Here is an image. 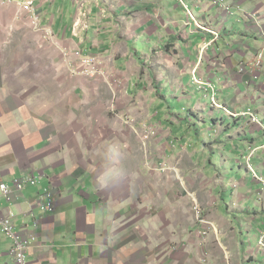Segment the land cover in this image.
<instances>
[{
    "label": "crops",
    "instance_id": "1",
    "mask_svg": "<svg viewBox=\"0 0 264 264\" xmlns=\"http://www.w3.org/2000/svg\"><path fill=\"white\" fill-rule=\"evenodd\" d=\"M227 2L230 13L214 0H38L61 53L45 62L51 87L0 95V186L43 178L12 204L0 199V218L33 240L29 264H136L130 187L95 184L107 164L100 144L130 139L125 111L152 119L169 134L170 158L187 157L213 181L205 211L230 229L220 239L230 235L233 249L224 261L209 248V264H264V69L251 70L264 52V0ZM78 48L128 90L104 92L107 84L74 73L64 51ZM45 191L55 196L52 213L38 207ZM10 249L0 229V264H13Z\"/></svg>",
    "mask_w": 264,
    "mask_h": 264
},
{
    "label": "rangeland",
    "instance_id": "2",
    "mask_svg": "<svg viewBox=\"0 0 264 264\" xmlns=\"http://www.w3.org/2000/svg\"><path fill=\"white\" fill-rule=\"evenodd\" d=\"M37 2L38 0H0V95L4 92V96L8 98L26 97L28 89L32 92L45 91L43 88L51 87V81L44 79V75L52 71V65H45V62L48 57L53 56L59 60L61 56L58 50L51 48H57V35L52 26L45 24V16L40 12ZM214 3L228 13L232 12L233 5L227 0H214ZM75 50L71 53L64 51L67 62L73 58L71 68L74 73L81 63L79 59L75 64ZM261 54L264 62V52L258 57ZM101 66L100 61L99 65L93 68L100 71L99 75L93 78L97 87H100L102 81L107 84L104 85V92H109L110 88L117 92L128 90L125 80L121 81L101 69ZM253 67L256 68L255 63ZM59 68L65 70V64ZM241 68L246 71L247 65ZM125 96L126 93L123 100ZM217 107L226 111L220 105ZM249 111L244 115L252 120ZM252 114L255 116L253 111ZM84 115L87 117L85 111ZM120 116L127 118L129 135L132 133L130 139L122 144L125 156L127 153L130 156L126 168L131 177L125 184L130 187L129 199L133 201L132 245L138 250L133 251L132 262L209 264V248L213 249L218 258L226 261L229 248L233 249V240L230 235L226 239L220 237L223 231L225 233L230 229H223L221 224L212 221L203 204L204 200L211 202V194L205 195V190L211 191L207 188L213 181L205 175L200 164L187 167V162H190L187 157L170 158L172 143L169 134L155 125L152 119L146 116L145 119L134 122L129 111H125V114L122 112ZM111 117L116 118L114 115ZM121 139L116 136L109 141ZM105 143L100 144V148ZM123 160L124 158L121 164ZM211 209L216 210L215 207ZM262 234L260 246L264 248V233ZM5 237L9 239L6 235ZM220 253L226 255L221 256ZM213 261L211 259V262Z\"/></svg>",
    "mask_w": 264,
    "mask_h": 264
},
{
    "label": "built area",
    "instance_id": "3",
    "mask_svg": "<svg viewBox=\"0 0 264 264\" xmlns=\"http://www.w3.org/2000/svg\"><path fill=\"white\" fill-rule=\"evenodd\" d=\"M76 58L80 61V67L76 69V73L80 75H87L89 77L95 78L99 75L100 71L93 70V68L99 65V59L90 54H85L82 50H75ZM96 57V58H95ZM255 67H252V72L255 70H263V54H261ZM90 70H88V69ZM241 73L245 72V68H241ZM252 116L254 123H259L257 117L252 114L250 110L248 112ZM43 178L41 176H24L21 179L14 180L11 185L2 184L0 186V199H4L8 204L13 203V197L15 194L23 193L26 189L30 187H37L41 184ZM38 207L42 213H51L55 209V196L53 192L45 191L44 194L40 195ZM0 228L3 230L4 234L11 240L12 247L10 249V256L12 258L13 264H29L28 253L31 249V240L21 236L15 231V225L13 220L10 218H0Z\"/></svg>",
    "mask_w": 264,
    "mask_h": 264
},
{
    "label": "clouds",
    "instance_id": "4",
    "mask_svg": "<svg viewBox=\"0 0 264 264\" xmlns=\"http://www.w3.org/2000/svg\"><path fill=\"white\" fill-rule=\"evenodd\" d=\"M101 155L107 164L95 176V184L98 190L118 188L129 182L131 173L121 164L125 153L124 146L119 141L106 142Z\"/></svg>",
    "mask_w": 264,
    "mask_h": 264
},
{
    "label": "bare ground",
    "instance_id": "5",
    "mask_svg": "<svg viewBox=\"0 0 264 264\" xmlns=\"http://www.w3.org/2000/svg\"><path fill=\"white\" fill-rule=\"evenodd\" d=\"M71 53V52H70ZM73 62V61H72Z\"/></svg>",
    "mask_w": 264,
    "mask_h": 264
}]
</instances>
